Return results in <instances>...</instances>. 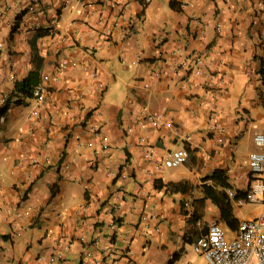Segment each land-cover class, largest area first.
<instances>
[{"label": "crops", "instance_id": "obj_1", "mask_svg": "<svg viewBox=\"0 0 264 264\" xmlns=\"http://www.w3.org/2000/svg\"><path fill=\"white\" fill-rule=\"evenodd\" d=\"M30 73L42 94H14ZM4 106L0 264L190 262L203 226L231 236L261 211L228 196L231 228L200 199L215 170L243 193L253 180L264 0H0Z\"/></svg>", "mask_w": 264, "mask_h": 264}, {"label": "built area", "instance_id": "obj_2", "mask_svg": "<svg viewBox=\"0 0 264 264\" xmlns=\"http://www.w3.org/2000/svg\"><path fill=\"white\" fill-rule=\"evenodd\" d=\"M187 61L188 58H184L179 66L185 65ZM194 62L198 63L199 60L194 59ZM42 88L41 83L35 85L31 95L39 97ZM150 118L156 124V118L152 115ZM253 142L256 148L248 154V166L253 174L252 183L244 196L236 197L233 189H227V194L239 205L259 204L261 211L254 219L240 220L237 231L231 236L226 235L220 222H210L206 232L193 243V250L201 257V264H264V133L256 131ZM187 157L188 150L185 147L174 148L168 152L163 164L166 167H176L184 163ZM53 257H59V254ZM85 264L93 262L87 260Z\"/></svg>", "mask_w": 264, "mask_h": 264}, {"label": "trees", "instance_id": "obj_3", "mask_svg": "<svg viewBox=\"0 0 264 264\" xmlns=\"http://www.w3.org/2000/svg\"><path fill=\"white\" fill-rule=\"evenodd\" d=\"M141 2L144 3L143 0ZM170 5H174L173 1ZM43 33V32H40ZM263 73V70H261ZM36 83V76L30 73L26 76L23 80L18 81L15 83L14 87V94L15 93H22L23 95L31 96V89L32 86ZM6 111V106L0 108V116L3 115ZM211 179L215 182V185H219L221 189H216L213 185H202L201 192L203 193V197L200 199V202L206 198H209L213 203H215L220 211V220H222L227 226L234 228L235 224L238 222L237 218L233 215V207L231 204V200L227 195L226 190L232 189L230 184L227 182L224 173L221 170H215L212 175ZM156 186H160V184H156ZM236 191V197L244 196L245 193ZM202 203V202H201ZM198 218L199 216L196 215ZM207 230V225L203 226V229L196 234V237L204 234Z\"/></svg>", "mask_w": 264, "mask_h": 264}, {"label": "rangeland", "instance_id": "obj_4", "mask_svg": "<svg viewBox=\"0 0 264 264\" xmlns=\"http://www.w3.org/2000/svg\"><path fill=\"white\" fill-rule=\"evenodd\" d=\"M246 208H247L246 205L237 207L236 208V212L239 215H242L243 213H245ZM181 259L184 260V261H190V262H192V264L201 263V257L197 253L194 252L192 246L189 245V244L185 246V251H184Z\"/></svg>", "mask_w": 264, "mask_h": 264}]
</instances>
